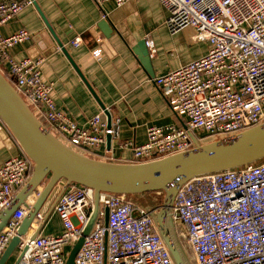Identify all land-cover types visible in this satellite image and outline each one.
<instances>
[{
  "label": "built area",
  "instance_id": "built-area-1",
  "mask_svg": "<svg viewBox=\"0 0 264 264\" xmlns=\"http://www.w3.org/2000/svg\"><path fill=\"white\" fill-rule=\"evenodd\" d=\"M130 0H94L100 7H121ZM167 11L166 28L174 35L190 28L194 40L207 43L203 56L156 77L154 83L184 126L146 129V141L120 144L130 151L123 163H145L195 148L208 139H229L264 124V0H158ZM31 1L0 0V30ZM30 39L25 29L9 36L0 31V72L32 112L75 146L96 153L117 126L95 115L77 126L57 108L52 85L40 75L41 59L15 60L10 51ZM80 39L72 42L80 45ZM100 50L93 53L95 58ZM32 164L15 155L0 164V214L26 184ZM161 194V193H156ZM98 218L83 239L74 264H174L154 223L155 209L133 204L127 197L99 194ZM108 209L107 227L103 211ZM93 209L92 191L70 185L52 212L57 234L23 238L19 264H65L69 249L81 237ZM172 222L195 264H264V163L196 177L178 191ZM27 209L19 208L0 233V257L15 236ZM184 231V234L183 232ZM184 236V238H183Z\"/></svg>",
  "mask_w": 264,
  "mask_h": 264
},
{
  "label": "crops",
  "instance_id": "crops-1",
  "mask_svg": "<svg viewBox=\"0 0 264 264\" xmlns=\"http://www.w3.org/2000/svg\"><path fill=\"white\" fill-rule=\"evenodd\" d=\"M28 1L32 5L24 7L14 20L4 25L1 34L6 37L19 29L30 34L28 41L11 49V56L17 61L42 60V80L52 85L57 108L66 112L77 126H86L95 115L104 121L109 116L117 126V134L112 136L109 146L105 142L91 158L121 163L131 153L120 144L125 141L144 144L149 126H184V117L172 110L154 79L200 58L209 46L195 41L190 28L174 35L168 33L165 24L168 13L158 0H130L121 7L112 2L99 7L94 0ZM103 20L113 28L109 39L98 27ZM75 39L81 41L78 47L72 45ZM141 41L147 47L151 74L133 52ZM96 50L101 51L97 58L93 56ZM17 154L0 137V164ZM32 201L31 197L26 205L30 206ZM38 223L37 218L26 237L36 231ZM60 230V221L51 212L38 236L57 234ZM18 252L6 264H14Z\"/></svg>",
  "mask_w": 264,
  "mask_h": 264
},
{
  "label": "water",
  "instance_id": "water-1",
  "mask_svg": "<svg viewBox=\"0 0 264 264\" xmlns=\"http://www.w3.org/2000/svg\"><path fill=\"white\" fill-rule=\"evenodd\" d=\"M98 27L103 36L109 39L113 32L112 25L103 20ZM58 47L67 56L60 43ZM133 52L151 74L145 42L141 41ZM107 123H111L109 116ZM0 137L10 149H15L18 155L26 157L32 164L26 184L16 193L9 207L0 214L1 233L14 212L21 206L27 209L15 236L0 257V264H6L10 256L17 251L21 239L26 237L29 227L37 218L39 223L36 231L26 238L33 240L39 235L41 225L70 185L92 191L93 209L81 237L70 248L65 264H74L83 238L92 230L101 210V193L124 197L162 193V206L154 212L156 230L173 263L189 264L172 222L171 209L180 188L196 177L246 167L264 160V124L242 131L229 139H217L205 144H199L192 137L194 149L151 162L131 164L93 159L61 142L38 119L1 72ZM111 139V135H106L107 146ZM31 197L33 201L30 206L26 205ZM102 211L104 226L107 227L108 209L104 207ZM182 232L184 234V231ZM23 251L18 253L14 264H19Z\"/></svg>",
  "mask_w": 264,
  "mask_h": 264
},
{
  "label": "rangeland",
  "instance_id": "rangeland-1",
  "mask_svg": "<svg viewBox=\"0 0 264 264\" xmlns=\"http://www.w3.org/2000/svg\"><path fill=\"white\" fill-rule=\"evenodd\" d=\"M167 29V28H166ZM160 31L162 32L163 29H160ZM159 32V31H157ZM167 32L169 33V31L167 30ZM58 136V135H57ZM211 142V141H210ZM66 146H68L65 142H63ZM208 143V142H207ZM205 144V143H203ZM69 147V146H68ZM123 163V162H121ZM260 163H264V160L260 161ZM128 200H130L133 204L146 208V209H159L162 206L163 203V194H156L153 193L151 195H146V196H142V197H133V198H129ZM180 245L184 244L183 241H179ZM182 246V245H181ZM182 250H184V254L187 258V261L189 264H195L193 257L189 251V249L186 247V245L184 244Z\"/></svg>",
  "mask_w": 264,
  "mask_h": 264
},
{
  "label": "trees",
  "instance_id": "trees-1",
  "mask_svg": "<svg viewBox=\"0 0 264 264\" xmlns=\"http://www.w3.org/2000/svg\"><path fill=\"white\" fill-rule=\"evenodd\" d=\"M6 78H7V80L12 84V80H11V78L7 75V74H5L4 75ZM38 117V119L61 141V142H65L71 149H73V150H75L76 152H78V153H80V154H83V155H85V156H88V157H95L96 156V153H93V152H89V151H86V150H83V149H81V148H79V147H77V146H75L71 141H69V139H67V138H65L64 136H62V135H60V134H58V133H56L54 130H53V128L44 120V118L42 117V116H40V115H38L37 116ZM58 135V136H57ZM214 140H216V139H208V140H204L203 142L204 143H207V142H210V141H214ZM255 164H260V162H257V163H255ZM151 194H153V193H148V194H143V195H137V196H130L131 198H133V197H142V196H146V195H151ZM130 197H127V199H129ZM130 201V200H129ZM183 243H184V241H183ZM185 244V243H184ZM184 244H181L182 245V248H183V246H184ZM184 251V250H183Z\"/></svg>",
  "mask_w": 264,
  "mask_h": 264
}]
</instances>
